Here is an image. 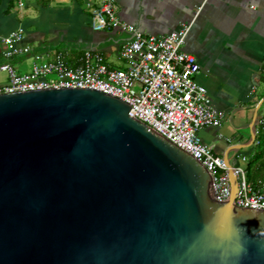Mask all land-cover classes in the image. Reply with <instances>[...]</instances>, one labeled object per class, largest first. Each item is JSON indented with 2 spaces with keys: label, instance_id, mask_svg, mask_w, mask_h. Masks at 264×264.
Here are the masks:
<instances>
[{
  "label": "water",
  "instance_id": "1",
  "mask_svg": "<svg viewBox=\"0 0 264 264\" xmlns=\"http://www.w3.org/2000/svg\"><path fill=\"white\" fill-rule=\"evenodd\" d=\"M131 107L84 88L0 94V264H264V211L235 205L233 166L219 202Z\"/></svg>",
  "mask_w": 264,
  "mask_h": 264
},
{
  "label": "crops",
  "instance_id": "2",
  "mask_svg": "<svg viewBox=\"0 0 264 264\" xmlns=\"http://www.w3.org/2000/svg\"><path fill=\"white\" fill-rule=\"evenodd\" d=\"M15 1L0 0V64L9 62L28 74L34 62L63 49L73 65L79 64L84 51L92 50L101 53L111 69L126 68L120 50L128 34L95 30L94 0H23V8ZM114 1L119 18L145 35H166L190 26L184 48L196 56V80L207 88L222 117L220 126L203 128L200 137L227 163L245 168L254 151L253 121L257 131L262 105L258 106L264 98V0ZM20 27L25 30L23 44L33 51L7 60L2 38ZM8 80L7 73L0 72V85Z\"/></svg>",
  "mask_w": 264,
  "mask_h": 264
},
{
  "label": "built area",
  "instance_id": "3",
  "mask_svg": "<svg viewBox=\"0 0 264 264\" xmlns=\"http://www.w3.org/2000/svg\"><path fill=\"white\" fill-rule=\"evenodd\" d=\"M23 8V0L18 1ZM95 30H121L128 34L120 50L126 63L123 70L111 69L101 53L86 50L78 65L68 60L61 49L33 64L28 74L19 73L9 62L0 64V72L9 80L0 85V94L43 89L84 88L103 91L127 101L129 115L153 128L173 144L203 164L213 183V198L224 202L231 197L230 167L214 147L205 144L200 131L221 125L222 117L212 104L207 88L196 80L200 64L195 55L185 50L190 26L166 35H145L118 16L114 0H94L91 9ZM25 30L20 27L2 41L7 46L5 59L32 53L23 44ZM37 58H41L38 56ZM238 178L239 194L235 205L264 211V192L255 190L247 180L244 167H232Z\"/></svg>",
  "mask_w": 264,
  "mask_h": 264
},
{
  "label": "trees",
  "instance_id": "4",
  "mask_svg": "<svg viewBox=\"0 0 264 264\" xmlns=\"http://www.w3.org/2000/svg\"><path fill=\"white\" fill-rule=\"evenodd\" d=\"M247 180L255 190L264 191V102L257 120L254 151L245 166Z\"/></svg>",
  "mask_w": 264,
  "mask_h": 264
},
{
  "label": "rangeland",
  "instance_id": "5",
  "mask_svg": "<svg viewBox=\"0 0 264 264\" xmlns=\"http://www.w3.org/2000/svg\"><path fill=\"white\" fill-rule=\"evenodd\" d=\"M15 5H16L17 7H19V5H18V1H17V0L15 1Z\"/></svg>",
  "mask_w": 264,
  "mask_h": 264
}]
</instances>
